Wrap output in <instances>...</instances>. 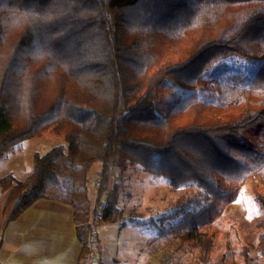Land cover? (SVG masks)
Segmentation results:
<instances>
[{
    "label": "trees",
    "instance_id": "16d2710c",
    "mask_svg": "<svg viewBox=\"0 0 264 264\" xmlns=\"http://www.w3.org/2000/svg\"><path fill=\"white\" fill-rule=\"evenodd\" d=\"M231 54L256 63L246 85L200 80ZM164 78L188 92L154 113ZM46 130L63 142L35 151L23 179L0 177L4 224L37 198L69 204L82 264L93 210L88 171L101 162L103 221L122 216L116 177L126 171L161 176L170 189L192 184L203 201L148 225L209 253V225L238 186L253 174L264 183V0H0V159ZM253 197L264 210V193ZM259 230L264 256V220Z\"/></svg>",
    "mask_w": 264,
    "mask_h": 264
},
{
    "label": "rangeland",
    "instance_id": "374dc122",
    "mask_svg": "<svg viewBox=\"0 0 264 264\" xmlns=\"http://www.w3.org/2000/svg\"><path fill=\"white\" fill-rule=\"evenodd\" d=\"M255 66L256 63L245 60L236 54H231L215 61L201 74L200 80L212 84L224 82L246 85ZM155 74L156 66L147 70L146 83L142 91L145 90ZM187 92L164 78L159 86L153 112L166 113L169 106ZM62 142V137L54 135L50 130L23 141L19 148L9 151L4 158L0 159V176L4 175L7 168H12L15 174L23 179L26 170L31 169L32 155L35 151L43 153L51 146ZM6 158L7 160H4ZM101 167V162H94L88 171L87 187L89 186L93 195L97 193L101 197L96 200L94 206L99 201H104V195H106V190L99 191ZM124 176L123 179L119 176L116 177L118 181H121L118 207L122 211L121 218L125 219L126 225L131 228L133 234L140 237V241L132 243L133 247L128 250L129 254L126 255L127 260L121 259L120 264H145L146 261L144 260L149 256L146 250L149 249L150 245L152 254H156V261L153 260L154 264L264 263V256L260 255L256 248L260 233L259 222L264 220V210L257 205L253 197L256 192L264 193V183L255 174L238 186L235 200L228 204L220 216L210 223L211 232H209L207 240L210 241L211 248L210 252L204 255L198 251L194 242L188 239L173 238L171 241H167L157 236L156 242L153 243L154 239L151 240V237L156 234L158 228L155 229L148 225L150 218H156L161 213H167L178 205L181 206L189 202L183 213L190 211L195 206L193 201L205 199L200 189L192 184L170 189L163 177L152 178L145 171L134 173L126 171ZM60 181L63 183L65 177L61 176ZM3 214L0 213V233L6 218V214ZM180 218L183 217L178 216L175 220L169 221L168 226L177 225ZM191 218H194L193 214L186 216L184 221ZM133 220L142 222L136 224ZM153 245H155L154 248ZM140 247L142 248L140 249ZM201 249L203 250V248ZM106 256L101 257V259L103 260ZM106 258L110 259V257ZM114 263L118 264L115 260Z\"/></svg>",
    "mask_w": 264,
    "mask_h": 264
},
{
    "label": "crops",
    "instance_id": "0c3cea01",
    "mask_svg": "<svg viewBox=\"0 0 264 264\" xmlns=\"http://www.w3.org/2000/svg\"><path fill=\"white\" fill-rule=\"evenodd\" d=\"M29 170H26L25 176ZM8 172L12 173L16 179H22L15 174L12 168H7L4 175ZM87 188L92 208L100 196L97 193L93 195L89 186ZM5 195L6 191L0 188L1 214L4 213ZM125 222L122 217L117 221H103L98 225L97 262L105 255L117 261L118 264L121 259L127 260L128 250L132 249L133 242L140 241V237L135 236ZM157 236L156 230V234L151 237V240L154 239L153 243L156 242ZM80 248L72 208L59 199L37 198L15 218L2 224L0 264H76ZM103 251L104 254H102ZM146 251L149 256L145 258V264H154L156 254H152L151 245Z\"/></svg>",
    "mask_w": 264,
    "mask_h": 264
},
{
    "label": "built area",
    "instance_id": "2783aa9c",
    "mask_svg": "<svg viewBox=\"0 0 264 264\" xmlns=\"http://www.w3.org/2000/svg\"><path fill=\"white\" fill-rule=\"evenodd\" d=\"M106 206L107 202L105 200L99 201L91 211L86 237L87 251L82 260V264H98L99 246L97 244V228L98 225L103 222Z\"/></svg>",
    "mask_w": 264,
    "mask_h": 264
}]
</instances>
